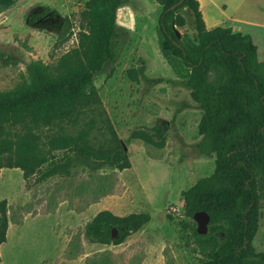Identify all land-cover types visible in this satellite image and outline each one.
<instances>
[{
	"label": "rangeland",
	"instance_id": "obj_1",
	"mask_svg": "<svg viewBox=\"0 0 264 264\" xmlns=\"http://www.w3.org/2000/svg\"><path fill=\"white\" fill-rule=\"evenodd\" d=\"M15 1L0 0V92L25 81L31 61L50 65L76 46L88 0ZM215 6L219 26L249 34L263 61L264 0H217ZM160 12L155 0H130L118 10L114 59L94 79L99 105L85 110L74 125L61 123L40 134L46 144L52 132L77 136L84 130L89 145L108 156L118 140L130 168L106 165L92 171L78 165L70 177L41 184L34 176L25 181L17 168L0 169V201H6L9 219L0 264H200L181 193L213 173L214 155L197 149L201 111L190 97L188 69L173 56L170 65L160 52ZM177 13L186 21L177 28L182 40L195 44L191 13ZM220 72L209 60L207 81L214 85ZM158 126L164 127L162 140L135 138L139 132L153 135ZM11 131L18 135L23 129ZM64 153L57 150L52 156L59 159ZM101 210L120 216L147 213L151 222L122 244L98 251L86 240L84 228ZM252 246L264 253V207Z\"/></svg>",
	"mask_w": 264,
	"mask_h": 264
},
{
	"label": "trees",
	"instance_id": "obj_2",
	"mask_svg": "<svg viewBox=\"0 0 264 264\" xmlns=\"http://www.w3.org/2000/svg\"><path fill=\"white\" fill-rule=\"evenodd\" d=\"M128 1L88 0L80 14L76 46L53 64L31 61L25 81L0 92V169L17 168L25 181L34 176L41 184L55 176L70 177L78 165L92 171L106 165L120 171L130 168L118 140L116 151L108 156L89 145L84 130L77 136L52 132L46 144L41 142L43 130L61 123L74 125L85 110L99 105L94 79L114 59L117 12ZM155 2L161 7L160 52L170 65L173 56L188 69L190 97L201 111L197 149L201 155H214L213 173L181 193L184 214L191 221L186 229L193 251L201 256L200 264H264V253L252 246L264 207V61L258 60L250 35L230 27L207 30L198 0ZM182 9L191 13L195 44L183 41L177 31L186 25L177 13ZM209 60L221 71L214 85L207 81ZM128 73L138 81L135 72ZM140 77L145 79L143 73ZM15 127L23 132L14 135ZM241 130L246 132L232 141ZM163 131L158 126L152 129L154 136L134 135L146 142L162 140ZM57 150L65 151L59 159L52 156ZM198 212L210 218L205 235L196 232ZM149 221L147 213L117 216L102 210L85 224L84 236L90 244L118 246ZM8 226L7 203L2 200L0 246L6 242Z\"/></svg>",
	"mask_w": 264,
	"mask_h": 264
},
{
	"label": "crops",
	"instance_id": "obj_3",
	"mask_svg": "<svg viewBox=\"0 0 264 264\" xmlns=\"http://www.w3.org/2000/svg\"><path fill=\"white\" fill-rule=\"evenodd\" d=\"M19 2V0H16L15 3ZM199 2V10L202 14V18H203V21L205 23V27L207 30H211L217 26L220 25L218 19H217V16L215 15L217 12H219L217 9V7L215 6L217 4V0H198ZM222 2V1H221ZM6 9V8H5ZM4 9V10H5ZM2 10V11H4ZM223 10V9H222ZM209 13V21L211 23H208L207 21V14L205 13ZM1 13V11H0ZM222 13V12H220ZM40 16V13L37 11V14H36V18ZM34 18V16H33ZM244 34V33H243ZM249 35V34H248ZM259 60V59H258ZM260 61V60H259ZM264 61V60H263ZM102 211V210H101ZM100 212V211H99ZM115 215V214H114ZM117 216H120V215H117ZM151 222V219L150 221ZM149 224V223H148ZM92 246H96L98 251H105V249H109V246L107 245H97V244H91Z\"/></svg>",
	"mask_w": 264,
	"mask_h": 264
},
{
	"label": "water",
	"instance_id": "obj_4",
	"mask_svg": "<svg viewBox=\"0 0 264 264\" xmlns=\"http://www.w3.org/2000/svg\"><path fill=\"white\" fill-rule=\"evenodd\" d=\"M176 6H173L172 9H174ZM177 35L179 36L178 33H177ZM194 221L197 224V227H196L197 234L205 235L207 233V229H208L207 226H208L209 221H210V218H209L208 214L205 213V212H198V213H196L194 215ZM112 235L113 236L116 235V231L115 230L112 231Z\"/></svg>",
	"mask_w": 264,
	"mask_h": 264
}]
</instances>
